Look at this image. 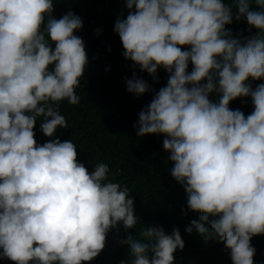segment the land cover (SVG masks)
<instances>
[{
    "label": "clouds",
    "instance_id": "clouds-1",
    "mask_svg": "<svg viewBox=\"0 0 264 264\" xmlns=\"http://www.w3.org/2000/svg\"><path fill=\"white\" fill-rule=\"evenodd\" d=\"M124 3L126 18L114 31L125 59L154 80L158 69L168 73L139 113L136 135L164 137L171 175L199 216L185 231L223 243L232 264H254L251 240L264 235V83L250 81L264 80V0H234L236 19L257 30L243 39L226 27L233 15L223 0ZM53 12L54 0H0V260L12 264H87L118 224L138 223L129 189L109 180V166L89 172L72 140L54 138L68 127L60 103H80L89 61L74 34L82 19ZM126 88L136 96L152 91L135 75ZM249 97V115L230 108ZM38 118L53 138L43 145L35 139ZM140 236L121 241L130 264H174L185 247L176 228H143Z\"/></svg>",
    "mask_w": 264,
    "mask_h": 264
},
{
    "label": "trees",
    "instance_id": "trees-1",
    "mask_svg": "<svg viewBox=\"0 0 264 264\" xmlns=\"http://www.w3.org/2000/svg\"><path fill=\"white\" fill-rule=\"evenodd\" d=\"M223 2L232 8L233 22L226 27L233 36L243 39L255 35L257 30H249L246 19H236L238 9L234 0ZM250 8L257 10V5L253 2ZM68 11L83 21V28L74 34L85 42L89 63L76 90L80 103H60L59 111L66 118L68 127L58 129L54 138L61 142L72 140L77 146L78 162L89 172L98 163L107 164L109 180L129 189L138 219L134 229L125 230L122 223L112 229L105 249L87 264H130V250L121 241L129 235L143 240L140 232L148 227H162L167 234L174 228L179 229L185 247L174 253V264H185L217 240L205 241L195 229L191 234L185 231L199 216L188 209L186 192L171 175L173 164L163 148L164 137H138L134 127L138 124L139 113L156 92L166 86L168 73L160 68L158 80H154L125 59L122 43L114 31L116 20L127 15L124 0H54L55 18H61ZM191 70L189 62L188 71ZM133 75L146 81L152 91L142 96L129 93L126 80L132 79ZM250 83L255 88L264 80ZM209 98L218 101L215 93ZM230 108L241 110L245 116L254 110L250 97L231 102ZM41 119H37L34 131L37 143L43 145L53 138L45 137L40 131ZM251 244L256 249L255 256L264 258V235L253 237ZM0 264L12 262L2 259Z\"/></svg>",
    "mask_w": 264,
    "mask_h": 264
},
{
    "label": "rangeland",
    "instance_id": "rangeland-1",
    "mask_svg": "<svg viewBox=\"0 0 264 264\" xmlns=\"http://www.w3.org/2000/svg\"><path fill=\"white\" fill-rule=\"evenodd\" d=\"M185 264H232V260L230 251L225 248L224 244L215 241ZM254 264H264V258L254 256Z\"/></svg>",
    "mask_w": 264,
    "mask_h": 264
},
{
    "label": "flooded vegetation",
    "instance_id": "flooded-vegetation-1",
    "mask_svg": "<svg viewBox=\"0 0 264 264\" xmlns=\"http://www.w3.org/2000/svg\"><path fill=\"white\" fill-rule=\"evenodd\" d=\"M258 257V256H257ZM260 258V257H259Z\"/></svg>",
    "mask_w": 264,
    "mask_h": 264
}]
</instances>
